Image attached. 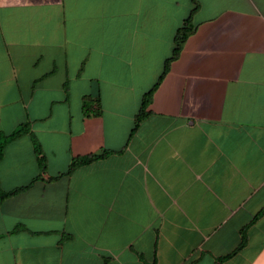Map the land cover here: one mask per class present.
<instances>
[{"label":"crops","instance_id":"crops-1","mask_svg":"<svg viewBox=\"0 0 264 264\" xmlns=\"http://www.w3.org/2000/svg\"><path fill=\"white\" fill-rule=\"evenodd\" d=\"M193 2L0 0V264H264V0Z\"/></svg>","mask_w":264,"mask_h":264},{"label":"trees","instance_id":"trees-1","mask_svg":"<svg viewBox=\"0 0 264 264\" xmlns=\"http://www.w3.org/2000/svg\"><path fill=\"white\" fill-rule=\"evenodd\" d=\"M192 1L193 4V8L191 13L196 9V4ZM192 32V26L189 22V17L187 19H185L182 23V26L180 28H178L175 31L173 40H172V49H171V53L170 56L164 61L163 63V69H162V73L158 78V82L161 80L162 76L166 73L168 65L171 61L175 60L178 56V53L181 50L182 44L185 41V39L189 36V34ZM157 82V83H158ZM157 85V84H156ZM155 87V86H154ZM153 87V88H154ZM153 89L149 90L148 92H146L141 100H140V105H139V109L137 111V114L134 117V121H133V129H135L138 125V123L146 117L147 113H146V108L147 105L149 103L150 97H151V92ZM87 99H84L82 102V106H81V113L84 117H87L89 115H96L98 114L97 111H90V109L87 107ZM132 129V130H133ZM28 133V126L26 124H21L18 125L13 131H11L10 133L4 135V134H0V158L2 156V151H3V147L5 146V144L17 137H20L24 134ZM32 143L34 145V155H35V160H36V164L38 167V170L40 172H42L44 170L45 167V162H44V157L41 154V152L39 151V149L37 148V145L35 143L34 140H32ZM103 155H86L83 157H78V158H74L70 161L67 171L65 172L66 174L71 171L72 169L78 167V166H82V165H86L88 163H90L91 161L102 157ZM60 176V175H58ZM57 178V177H55ZM23 188H16L13 189L11 191H2L0 189V203L13 196L14 194H16L17 192H20ZM264 211V205L263 207L260 209V211L257 214H260ZM244 240L243 234L241 233V243L239 246L242 245Z\"/></svg>","mask_w":264,"mask_h":264}]
</instances>
